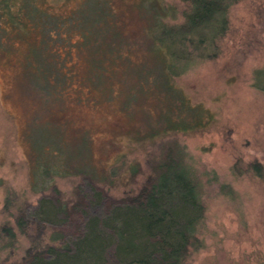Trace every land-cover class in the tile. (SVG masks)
Masks as SVG:
<instances>
[{"label": "rangeland", "instance_id": "rangeland-1", "mask_svg": "<svg viewBox=\"0 0 264 264\" xmlns=\"http://www.w3.org/2000/svg\"><path fill=\"white\" fill-rule=\"evenodd\" d=\"M226 2L228 24L214 48L188 63L211 29L180 35L174 43L186 53L177 62L156 47L158 28L184 25L188 8L180 0H0V264L20 263L31 246L13 223L18 209L35 208L55 190L72 211L84 201L85 182L102 194L104 209L138 201L155 182L154 159L173 146L205 210L197 235L203 246L185 264H264V0ZM107 3L116 30L97 25L104 48L128 62L99 87L86 77L90 52L72 49L67 66L86 79L54 100L24 68L30 48L44 27L51 45L58 41L54 16L85 6L89 25ZM162 61L174 65L168 82ZM172 105L190 109L191 127L167 128L178 115ZM39 229L40 243H49L52 229Z\"/></svg>", "mask_w": 264, "mask_h": 264}, {"label": "trees", "instance_id": "trees-1", "mask_svg": "<svg viewBox=\"0 0 264 264\" xmlns=\"http://www.w3.org/2000/svg\"><path fill=\"white\" fill-rule=\"evenodd\" d=\"M180 1L188 8L184 14V25L171 32L158 28L156 42L159 46L156 47L170 51L172 59L177 62L186 53L182 51L183 47L174 43L180 35L184 38L195 30H200V34L202 30L211 29L212 38H206L204 48L195 45L189 50L188 63H191L199 51L214 48L213 38L220 36L228 24L227 7L230 2ZM88 14L89 9L84 6L67 16H54L58 24V41L51 45L49 28L44 27L42 36L39 32L38 46L30 48L24 68L54 100L61 99L71 82L83 83L86 77L88 81L103 87L112 82L111 76H115L117 71L115 66L121 64L122 69L124 62H128L127 54L122 55L118 51L108 53L104 48V34L99 26L105 21L110 30H116L108 3L106 6L101 5L93 14V24L87 25ZM157 25L161 23L157 22ZM76 35L79 41L72 42ZM194 35L197 36V33ZM152 43L155 47L154 40ZM72 49L90 52L86 61L89 70L85 78L78 77L79 72H73L75 64L67 66L73 58ZM163 62L161 64L167 78L164 81L168 82L173 73V64L171 61ZM133 69H136L135 65ZM169 88L174 93L170 83ZM172 98L175 100L174 96ZM172 106L178 115L175 116V123L171 121L167 128L178 130L191 127V121L187 123V119L192 118L190 109ZM191 109L198 111L196 108ZM154 160L155 182L138 201L121 202L104 209L102 194L85 182L80 199L84 201L72 211L57 202L55 190L52 194L42 196L35 208L26 206L18 209L12 217L13 223L32 241L25 258L15 264H185L194 249L203 246L197 236L205 213L199 189L184 160V154L176 146ZM254 166L261 168L258 163ZM43 226L52 229L47 244L40 243L39 239L42 230L38 228ZM35 227L37 233L29 236L28 230ZM5 230L13 238L11 228L8 226Z\"/></svg>", "mask_w": 264, "mask_h": 264}]
</instances>
